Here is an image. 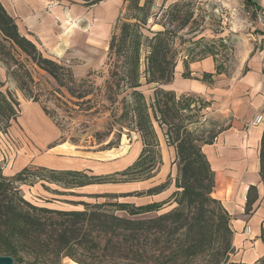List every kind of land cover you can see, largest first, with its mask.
<instances>
[{"label": "trees", "instance_id": "obj_1", "mask_svg": "<svg viewBox=\"0 0 264 264\" xmlns=\"http://www.w3.org/2000/svg\"><path fill=\"white\" fill-rule=\"evenodd\" d=\"M81 1L86 6H93L104 0ZM246 1L248 5L253 4L250 0ZM124 8L129 11V15L123 18L121 13L109 42L107 64L110 65L111 72L105 86V95L112 104H119L117 108L120 114H113L115 121L122 129L128 123L127 128L131 127L138 134L143 148L132 165L116 174L123 177L134 176L128 179L130 181H141L140 176L146 171L150 172L144 179L157 175L162 163L161 151L156 152L157 148L160 149L159 136L155 130V123L158 122L161 127H165L170 145L176 148L178 190L166 202L168 205H175L169 211L150 218L141 216L161 210L166 203H109L116 211H125L131 217L108 211L106 202L91 204L79 201V204L85 206L83 210H55L28 201L21 192L20 184L34 177L74 188L109 183L115 180L114 175H95L87 171L54 170L40 166H28L11 177L0 174V254L13 256L15 264H38L37 261L27 262L21 252L29 244L44 243L54 247L53 259L47 264H57L62 254L78 264H96L71 251L85 249L91 241L97 250L118 252L117 255H107L128 262H148L158 258L164 259L165 264H177L181 260L193 262L199 257L209 256L211 264H225L233 250L230 217L222 202L212 196L215 176L202 149L203 144L214 141L217 133L213 132L207 138L197 136L191 129L188 118L184 116L195 97H179L174 91L162 88L163 84L172 82L175 77L177 30L164 27L148 37L144 34L150 17L148 0L144 4L140 0H126ZM192 18L191 14L184 16L178 30L188 27ZM0 39L11 41L47 71L59 85L60 91L65 88L72 97L79 100L92 93L78 90L87 86L93 72L78 79L71 66L44 56L37 43L21 34L16 19L8 13L1 1ZM144 41L148 42L149 50L145 71L142 73ZM213 54L214 51L211 50V55ZM194 61L196 60H185L186 68ZM217 71H222L219 66ZM27 76L33 80L28 72ZM143 77L145 81L142 80ZM15 81L26 98L40 102L45 112L53 118L39 96L26 88L25 80ZM143 85L154 88L155 95L150 102L141 90ZM3 86L4 83L0 80V132L7 133L12 122L17 121L21 108L20 102L10 90H1ZM125 91H128L127 95L119 99L121 92ZM87 102L92 101L89 99ZM124 121L126 123L122 124ZM108 148L115 147L109 145ZM260 173L264 181V134ZM170 177L171 175L165 182L139 194L154 195L163 192L171 184ZM256 198V187L251 186L247 212L252 210ZM257 264H264V258Z\"/></svg>", "mask_w": 264, "mask_h": 264}, {"label": "crops", "instance_id": "obj_2", "mask_svg": "<svg viewBox=\"0 0 264 264\" xmlns=\"http://www.w3.org/2000/svg\"><path fill=\"white\" fill-rule=\"evenodd\" d=\"M0 1L16 19L21 34L37 43L49 57L72 63L69 66L78 79L105 64L114 27L126 3V0H104L86 6L81 0ZM250 1L261 20L247 24L248 33L243 35L237 46L236 57L241 65L239 74L231 78L225 72L217 71L214 57L190 62L188 69L185 61L180 60L173 81L162 85L163 89L172 90L179 97L195 95L204 98L208 102L205 108L207 116H214L220 122L221 128L214 141L203 144L202 149L215 176L212 196L222 202L230 217L233 250L227 264H257L264 258V181L260 173L264 122L253 123L257 115L264 114V0ZM236 27L239 29L240 25L236 24ZM0 80L7 82V74L2 67ZM146 86L153 90L149 98L143 91L150 102L155 91L153 86ZM14 96L20 102V114L7 133L0 132V174L4 176H14L28 166L115 175L132 165L142 151V141L136 134L135 143H141L139 154L134 160L116 168V165L129 161L128 153L134 145L129 149L121 146L97 153H83L75 146L72 149L68 142L61 140V129L40 102L26 98L19 89H15ZM158 125L163 131L160 137L155 124L162 160L156 175L159 180L146 190L165 182L169 175L178 176L176 148L168 142L165 127ZM95 159L96 162L102 159L103 163H112L111 170L107 167V171L95 173V167L90 164ZM107 184L70 188L35 178L33 182L20 184V189L30 202L38 201L43 206L62 209L68 192L92 197L101 194ZM251 186L256 187L257 198L252 210L247 212ZM177 190L174 178L163 192L146 195L145 198L150 200L144 204L163 202ZM174 205L172 203L168 207L173 208ZM247 227H250V232ZM63 264L78 263L68 259Z\"/></svg>", "mask_w": 264, "mask_h": 264}, {"label": "rangeland", "instance_id": "obj_3", "mask_svg": "<svg viewBox=\"0 0 264 264\" xmlns=\"http://www.w3.org/2000/svg\"><path fill=\"white\" fill-rule=\"evenodd\" d=\"M140 1L141 4H144L147 0ZM148 2L150 17L144 34L152 37L155 32L163 30L164 27L177 30L175 38L177 62L180 60L191 61V59L201 60L206 55V57H214L217 66L229 77L232 78L240 73L241 65L236 57L237 46L243 35L245 34L244 36H246L248 33L247 24H254L257 20H261L253 5H248L246 0H148ZM175 4H177V7L174 6ZM122 13L123 18H127L129 15V11L126 8H123ZM190 14L193 18L188 27L178 30L182 23L181 19ZM236 24L240 25L239 29ZM235 27L236 30H233ZM148 50V42L144 41L141 60L142 73L145 71ZM211 50L214 51L213 56L211 55ZM44 56L49 57L46 54ZM65 64L71 65L72 63L66 62ZM0 67L6 71V83H8V86L4 83L2 91L10 89L14 94L15 89H18V84L15 80H25L27 82L26 88L39 96V99L45 103L54 121L58 124L62 131L61 140L68 142L69 146L73 147L72 149L76 147L83 153H97L109 150V145L116 148L123 146L124 149H129L134 145L128 153L127 158L129 161L116 165V168L134 160L139 154L141 143H135V135L137 133L132 131L131 127L127 128L128 123L125 121L121 122L122 124L126 123L125 129H122L119 123L115 121L113 114H120V110L117 108L119 104H112L105 95V86L111 72V67L107 64V58L101 69L92 71L93 74L87 86L78 90V92H92L83 100L72 97L65 88L60 91L58 89L59 85L47 71L40 68L19 47L5 39H0ZM27 72L33 80L27 76ZM9 74L11 76H8ZM142 80L145 81L144 77ZM141 90L146 93L147 98L153 94V90L146 85H143ZM127 92H121L119 99L126 96ZM190 96L195 97V101L192 103L191 108L184 112V116L188 118L187 121L190 122V127L197 136L207 138L209 134L217 132L221 128L220 122L214 116H207L205 108L208 103L204 98L195 95ZM89 99H91V103L87 102ZM155 124L161 137L163 131L159 128L158 123ZM156 152L160 153V149L157 148ZM96 160L90 163L95 167V173L107 171L108 168L111 170L112 163H103L102 159L99 162H96ZM149 172L146 171L140 176L141 181L128 180L134 176L123 177L120 174H115L113 177L115 180L108 184L106 183L107 185H104L105 190L101 194L92 195V197L81 196L83 195L81 193L68 192L66 194L68 199L65 200V208L55 210H83L85 206L79 204V201L91 204L106 202L108 203L106 206L108 211H115L120 216L131 217L125 211H116L115 207L109 203L127 202L140 205L149 201V198H145L146 195L139 194L146 191L148 186L156 184L155 182L158 183L159 179L156 175L144 179L145 176L149 175ZM174 178H177L176 175L170 177L171 183ZM33 180H35L34 177L28 179V181L32 182ZM141 182L142 184H140ZM126 194L129 196H123ZM170 198L163 202H169ZM31 203L47 207L41 205V202L38 201ZM170 209L166 205L159 211L146 213L141 217H154ZM94 247V242L91 241L88 242L85 249L79 248L71 251L77 254L78 257H83L96 264H165L164 259L158 260V258L148 260V262H128L121 258L107 255L109 253L117 255L118 252L115 253L112 250L103 252ZM53 248L52 245L49 246L47 243L33 244L31 246L29 244L28 248L21 252V255L27 262L37 261L38 264H47L53 259ZM68 259L70 258L62 254L57 264H63ZM177 264H211V262L209 256H203L193 262L181 260Z\"/></svg>", "mask_w": 264, "mask_h": 264}, {"label": "water", "instance_id": "obj_4", "mask_svg": "<svg viewBox=\"0 0 264 264\" xmlns=\"http://www.w3.org/2000/svg\"><path fill=\"white\" fill-rule=\"evenodd\" d=\"M0 264H15V259L11 255L0 254Z\"/></svg>", "mask_w": 264, "mask_h": 264}, {"label": "built area", "instance_id": "obj_5", "mask_svg": "<svg viewBox=\"0 0 264 264\" xmlns=\"http://www.w3.org/2000/svg\"><path fill=\"white\" fill-rule=\"evenodd\" d=\"M262 122H264V114L257 115L253 121L254 124H260ZM247 231L250 232V227H247Z\"/></svg>", "mask_w": 264, "mask_h": 264}]
</instances>
